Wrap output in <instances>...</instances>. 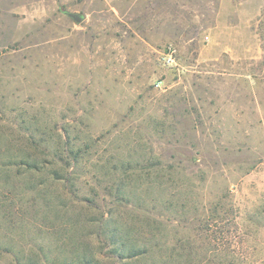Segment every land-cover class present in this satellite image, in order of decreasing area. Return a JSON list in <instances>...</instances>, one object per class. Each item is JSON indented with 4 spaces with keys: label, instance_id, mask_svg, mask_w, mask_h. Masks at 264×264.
I'll use <instances>...</instances> for the list:
<instances>
[{
    "label": "rangeland",
    "instance_id": "374dc122",
    "mask_svg": "<svg viewBox=\"0 0 264 264\" xmlns=\"http://www.w3.org/2000/svg\"><path fill=\"white\" fill-rule=\"evenodd\" d=\"M84 261L264 264V0H0V264Z\"/></svg>",
    "mask_w": 264,
    "mask_h": 264
},
{
    "label": "trees",
    "instance_id": "16d2710c",
    "mask_svg": "<svg viewBox=\"0 0 264 264\" xmlns=\"http://www.w3.org/2000/svg\"><path fill=\"white\" fill-rule=\"evenodd\" d=\"M126 243H121V244H119V247L121 248V253H126V252H128V256H126V257H124V259H134L135 257H139V256H143V255H145V254H148V249L145 247V245L143 246V247H141V248H133V249H131V250H126ZM87 263H89L88 261H84V263L83 264H87Z\"/></svg>",
    "mask_w": 264,
    "mask_h": 264
},
{
    "label": "water",
    "instance_id": "95a60500",
    "mask_svg": "<svg viewBox=\"0 0 264 264\" xmlns=\"http://www.w3.org/2000/svg\"><path fill=\"white\" fill-rule=\"evenodd\" d=\"M65 14L79 24L84 20V17L79 13L65 12Z\"/></svg>",
    "mask_w": 264,
    "mask_h": 264
},
{
    "label": "built area",
    "instance_id": "2783aa9c",
    "mask_svg": "<svg viewBox=\"0 0 264 264\" xmlns=\"http://www.w3.org/2000/svg\"><path fill=\"white\" fill-rule=\"evenodd\" d=\"M174 55H175V50L173 48H170L165 57V59H167L166 61L169 64L174 62ZM157 86L160 87L161 83H158Z\"/></svg>",
    "mask_w": 264,
    "mask_h": 264
}]
</instances>
